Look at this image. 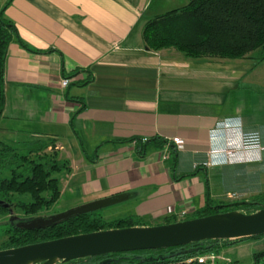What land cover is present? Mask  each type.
<instances>
[{
	"label": "crops",
	"instance_id": "crops-1",
	"mask_svg": "<svg viewBox=\"0 0 264 264\" xmlns=\"http://www.w3.org/2000/svg\"><path fill=\"white\" fill-rule=\"evenodd\" d=\"M188 1L0 0L18 35L6 59L0 138L22 146L54 139L60 156L65 150V209L131 191L139 216H181L264 174V149L203 163L211 148L238 142L230 126L257 131L264 145V91L247 85L242 61L251 56L146 45L147 20Z\"/></svg>",
	"mask_w": 264,
	"mask_h": 264
},
{
	"label": "trees",
	"instance_id": "trees-1",
	"mask_svg": "<svg viewBox=\"0 0 264 264\" xmlns=\"http://www.w3.org/2000/svg\"><path fill=\"white\" fill-rule=\"evenodd\" d=\"M17 36L15 22L6 15L5 6L0 3V118L6 103L8 48ZM143 36L150 49L175 47L188 56L230 58L252 56L254 51L259 50L257 58L263 59L264 0H189L147 20ZM41 142L38 145L21 146L0 138V200L10 202V206L0 203V213H8L10 207L19 206L25 214H34L48 209L60 199L61 178L54 173L69 170L70 164L60 156L54 139ZM49 145L54 149L49 151ZM23 148L28 149L25 152ZM236 203L244 205L246 212L254 211L264 203V192L235 203L209 202L183 217L168 214L156 220L131 215L106 218L99 209L81 212L38 228H26L19 226L16 220H8L7 237L0 248L104 228L167 223L237 208L228 207V204ZM222 206L225 208H220ZM259 235L206 238L167 247L107 252L59 260L55 264H226L221 261H201L199 255L216 253L228 244ZM253 257V264H264V249L255 251Z\"/></svg>",
	"mask_w": 264,
	"mask_h": 264
},
{
	"label": "water",
	"instance_id": "water-1",
	"mask_svg": "<svg viewBox=\"0 0 264 264\" xmlns=\"http://www.w3.org/2000/svg\"><path fill=\"white\" fill-rule=\"evenodd\" d=\"M133 193L122 191L93 199L47 216L20 219L10 207L11 221L26 228L45 227L81 212L97 210L126 199ZM10 206V202L0 200ZM264 233V203L246 212L237 208L167 223L111 227L62 237L0 248V264H55L77 257L107 252L158 248L186 244L206 238H235Z\"/></svg>",
	"mask_w": 264,
	"mask_h": 264
},
{
	"label": "rangeland",
	"instance_id": "rangeland-1",
	"mask_svg": "<svg viewBox=\"0 0 264 264\" xmlns=\"http://www.w3.org/2000/svg\"><path fill=\"white\" fill-rule=\"evenodd\" d=\"M182 4V3H181ZM172 6H178L172 5ZM260 54L259 50L254 51L251 57L245 58L247 67L245 68L248 71V80L247 85L251 86L254 91L261 90L264 91V62L257 64V56ZM64 140V139H63ZM22 146V145H21ZM28 148H23V151H27ZM54 148H50L49 151L53 150ZM65 150L61 151V156H64ZM65 169L61 171H56L54 174L58 175L62 178ZM230 185V189L228 191H222L221 197L223 198L222 201H213L215 203H235L236 201H242L244 199H251L257 193L264 192V174L260 177H252L247 178L246 180H241L238 184L232 183ZM29 197V196H28ZM66 200L65 196L61 197L55 204L51 207L44 208L37 213L34 214H25L23 210L18 206H12L13 213L18 215L20 219L30 218L33 216H47L52 213H56L58 211H63L66 207ZM236 206L237 209L245 210L244 205L241 203L236 204H228V207ZM220 208H225L224 206ZM135 206L130 203V199H126L114 204H110L105 207L99 208V212H101L106 218H118V217H125V216H134L138 217L139 215L135 213L134 210ZM250 210V209H249ZM186 215V214H184ZM181 215L180 217H183ZM11 211L8 213H0V246L3 245V241L7 237V221L10 219ZM183 219V218H182ZM264 249V234L259 236H252L244 238L238 242H234L231 244L226 245L221 251L216 252L217 258L215 261H221L226 264H253L254 257L253 253L258 250ZM213 262V261H211ZM213 262V263H214Z\"/></svg>",
	"mask_w": 264,
	"mask_h": 264
},
{
	"label": "built area",
	"instance_id": "built-area-1",
	"mask_svg": "<svg viewBox=\"0 0 264 264\" xmlns=\"http://www.w3.org/2000/svg\"><path fill=\"white\" fill-rule=\"evenodd\" d=\"M71 82V78L64 76L62 79L63 85H68ZM234 127L240 130V138L237 143H233L228 147H214L210 149L209 158L205 160L204 165L208 166L215 163H221L224 161H230L231 155H234L239 150H253V149H264V145L261 140V136L257 131H243L241 130V126H230L229 128ZM231 128V129H234ZM135 142L137 139L134 140ZM173 141L176 144V147L180 149L184 145V139L180 136H175ZM225 154V158H218V155ZM169 154L166 151L165 155ZM217 258V254L214 252H209L206 254L199 255V260L201 261H213Z\"/></svg>",
	"mask_w": 264,
	"mask_h": 264
}]
</instances>
